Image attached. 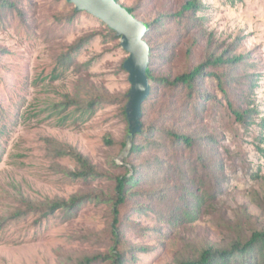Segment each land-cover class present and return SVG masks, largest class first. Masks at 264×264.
Masks as SVG:
<instances>
[{
    "label": "rangeland",
    "instance_id": "rangeland-1",
    "mask_svg": "<svg viewBox=\"0 0 264 264\" xmlns=\"http://www.w3.org/2000/svg\"><path fill=\"white\" fill-rule=\"evenodd\" d=\"M11 1L14 7L0 12V264H82L106 257L115 238L112 204L105 201L114 199L116 179L128 170L133 173L126 162L129 123L123 111L131 85L121 69L129 56L118 43L104 38L99 19L87 12L74 14L75 6L67 0ZM187 1L119 0L136 9L143 22L160 13L170 15L168 29L150 41L155 47V76L174 79L213 56L228 57L233 48L237 56H244L243 73L256 81L255 112L248 125L216 101L208 104L206 115L185 119L181 113L187 94L177 98L174 90L162 87L153 96L145 108L144 127L162 148L133 157L132 163L143 167L140 173L146 175L147 157L168 158L170 175L166 182L161 178L136 188L121 208L123 250L126 245L147 248L135 252L132 264L199 260L206 250H230L264 231V0H198L201 9L195 16H178ZM91 35L90 43L74 53L75 66L59 67L63 78L52 81L59 56ZM88 61L92 64L83 67ZM213 92L219 99V91ZM102 93L115 97L118 104L101 109L85 124H54L51 106L67 97ZM248 101L244 95L243 110ZM170 132L208 139V165L215 166L214 173L195 164V153L174 148ZM61 152L81 155L105 176L89 183L78 179L74 175L79 163ZM151 174L154 178V170ZM186 188L208 194L207 201L198 220L181 216L172 224L173 219L163 214L174 211L176 201L181 205ZM155 192L167 196L161 205L153 198ZM74 197L90 200L77 218L67 221L59 211L46 216L49 207ZM187 202L191 205L192 197ZM132 205L149 212H134L127 220ZM249 257H242L243 264H249ZM103 261L99 264H113Z\"/></svg>",
    "mask_w": 264,
    "mask_h": 264
},
{
    "label": "trees",
    "instance_id": "trees-1",
    "mask_svg": "<svg viewBox=\"0 0 264 264\" xmlns=\"http://www.w3.org/2000/svg\"><path fill=\"white\" fill-rule=\"evenodd\" d=\"M119 2V0H116ZM120 3V2H119ZM124 6V5H123ZM14 7V2L11 0H0V12L3 10L12 9ZM130 13L135 17L136 9L127 8ZM201 9V5L198 0L187 1L182 10L178 13V16L185 18L189 12L195 16L197 11ZM74 14H79V11H74ZM71 18V17H70ZM170 15L165 13H160L153 21L145 22L148 26V33L145 36V40L150 44L151 47V64L148 70V76L151 82V94L145 100L142 107V129L139 133H136L132 140V149L129 153L127 164L132 165L133 173L130 174L129 170L127 175L120 176L116 179L115 186V197L109 202L112 204V211L114 216V230L113 236L115 238V245L110 254L106 257H95L93 259H88L82 264H99L103 260L111 261L113 264H132L134 263L133 255L135 252H146L147 248H133L126 245L125 251L124 242L122 241L123 234V224L124 217L121 215V208L126 204L127 199H132L134 190L136 188H141L142 184L152 185L154 183H159L161 178L166 182L168 176L170 175V160L168 158H162L160 156H155L152 159L147 157L145 159V171L146 175L140 173L143 170L139 166H135L132 163L133 157L140 159L144 153H149L155 148H162L160 145H156L152 139V133L148 128L144 127V117L145 108L147 104L150 103L154 95H157L160 88L165 87L167 89L174 90L178 94L177 98L183 94H187V101H185L183 112L181 113L183 118L187 119L190 114H192L193 119H197L201 116L206 115V108L208 104L214 103L216 101L222 103L226 106L231 113L234 114L237 120L240 122H247L248 125L252 124V116L254 114L252 92L256 86V81L252 74L245 75L243 70L246 68V63L244 61V56H237L233 49L230 50L228 57H216L210 58L207 63L193 68L190 71H186L174 79L169 77H159L153 74L152 64L155 60L153 51L155 49L154 45L150 42L152 38L159 37L162 31L168 29ZM139 19V18H138ZM105 34L103 35L107 41L116 42L118 46L121 47L120 37L117 33L101 22ZM94 35L88 36L81 39L76 45L72 46L70 51L63 53L58 58V65L56 69L51 73L50 78L52 81H58L63 78L64 73L59 72L58 68H72L75 66L76 62V52L85 48V46L90 43ZM75 53V54H74ZM92 61L84 63L83 67H89ZM124 65V64H123ZM121 67L123 71L124 67ZM253 67L252 64H249ZM211 69V73H206V70ZM126 72V71H125ZM207 74V75H206ZM211 77L212 79H209ZM209 79V84L212 86V93L207 92L206 82ZM236 89L238 91L235 93ZM214 90L219 91L220 98L217 99V95L213 92ZM246 93V94H245ZM244 95L249 97L247 102L248 108L243 110ZM124 101V115L127 117L126 107L129 101L127 94L123 98ZM118 101L115 97L108 94L102 93L95 96H90L88 98H83L78 95L74 99L67 97L65 101L56 103L51 106L48 110H52L51 117H55V125L58 127H67L70 125L85 124L97 113L108 106L117 105ZM177 113L179 114V104L177 106ZM128 120V119H127ZM129 123V122H128ZM170 142L174 144V148L186 150L190 153H195L196 165L203 167H210L214 173L215 166L208 165L211 162V156L207 153V142L208 139H198L193 135H179L178 133L170 132ZM210 142V140H209ZM111 143V141H109ZM201 143V144H198ZM165 151V149H160ZM72 154V156L77 160L80 165V169L75 173V177L83 180L86 183L95 182L103 178L105 175L98 171L97 167L94 166L88 159L82 157L81 155L61 152V156H67ZM1 160V157H0ZM179 164V163H178ZM195 165V166H196ZM176 169L179 170L180 165H175ZM154 170L155 177L153 178L151 172ZM186 197H182L181 205L178 201L175 202L174 211L168 214H163L173 219V223L178 222L182 216L183 220H198L199 209L206 203L207 195L206 193L198 194L196 190L189 191L185 189ZM161 194H163L161 196ZM167 196L165 193H160L156 195L153 194V198L158 203L160 200L165 199ZM192 197L193 203L190 205L187 199ZM89 197H77L72 198L70 201L58 202L54 206L49 207V211L46 216L55 215L57 212L63 214L64 219L72 220L77 218L79 212L88 203ZM159 205L160 202H159ZM164 207H166L164 205ZM131 206V212L127 215L126 219L131 220L132 214L137 212L139 215L149 212V209L142 206ZM160 208V207H159ZM158 212V211H156ZM43 213V212H42ZM160 216V214H159ZM127 222V221H125ZM256 257H252L253 255ZM244 256H250L246 262L249 264L264 262V231L255 232L251 239L244 245L236 244L230 250H206L202 253L199 260H189L183 261L179 264H234L240 261L243 264L245 261L242 259ZM104 262V261H103Z\"/></svg>",
    "mask_w": 264,
    "mask_h": 264
},
{
    "label": "water",
    "instance_id": "water-1",
    "mask_svg": "<svg viewBox=\"0 0 264 264\" xmlns=\"http://www.w3.org/2000/svg\"><path fill=\"white\" fill-rule=\"evenodd\" d=\"M67 2L73 4L76 11L89 13L114 30L120 37L121 48L129 56L123 65L131 85L126 107L129 135L125 153L128 155L135 134L142 129L143 104L151 94L148 76L151 47L145 40L148 26L116 0H67Z\"/></svg>",
    "mask_w": 264,
    "mask_h": 264
}]
</instances>
